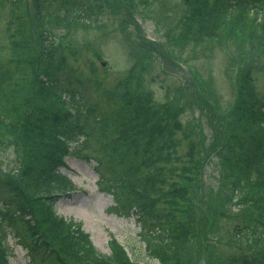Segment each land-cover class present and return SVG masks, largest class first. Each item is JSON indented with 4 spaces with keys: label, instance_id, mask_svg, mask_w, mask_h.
Returning <instances> with one entry per match:
<instances>
[{
    "label": "trees",
    "instance_id": "trees-1",
    "mask_svg": "<svg viewBox=\"0 0 264 264\" xmlns=\"http://www.w3.org/2000/svg\"><path fill=\"white\" fill-rule=\"evenodd\" d=\"M67 1L68 10L57 19L64 25L89 19L92 2H96ZM217 1L209 6L207 0H192L194 12L182 19L189 25L191 35L207 40L222 35L239 42L264 44V0ZM11 2L15 6L17 1ZM39 2L45 9L53 4V0ZM19 16L14 7L11 19L17 20ZM18 23L10 20L8 26L11 66H0V143L19 144L24 164L21 174L9 176L12 182H4L0 177V264L6 234L21 242L27 239L30 251L39 256L46 251L45 264H135L129 262L114 240L108 244L109 254L98 252L79 223L54 212L52 205L76 188L62 170L67 167L64 156L70 144L81 159L94 162L98 186L113 198L107 210L136 216L149 254L157 258V264H188L186 257L184 262V253L187 255L191 246L198 251L205 250V246L198 236L191 245L186 225L173 224L172 210L161 209L165 204L177 210L178 201L184 200L197 183L201 170L195 157L199 149L194 143L188 145L180 167L169 172V181L161 168L170 161L167 156L172 155L166 139L157 151L152 148H157L158 144L153 142L167 131V124H162L159 116L152 120L158 109L137 95H132L131 104L141 105L134 114L130 107L126 109L127 101L125 105L110 107L104 92L91 99L82 92L76 77L62 75L63 70L52 64L56 51L48 32L35 37ZM66 86L76 113L66 108L62 98L61 90ZM238 98L229 116L239 127L237 132L227 133L223 128L225 117L211 118L215 129L212 144L216 143L213 150L222 159L228 156L233 143L241 147L234 163L239 168L237 178L242 180L234 194L235 202L242 213H248L250 223L262 230L254 239L248 235L255 233L249 223H235L231 240L212 236L211 243L217 245L222 240L230 245L239 240L233 245L238 253L221 264L230 259V264H264V221L259 216L255 218L257 209L264 210V98L253 101L240 92ZM205 104L209 111L210 106ZM143 131L150 132V139H141ZM221 228L222 225L217 226L218 230ZM248 239L254 243L253 248Z\"/></svg>",
    "mask_w": 264,
    "mask_h": 264
},
{
    "label": "rangeland",
    "instance_id": "rangeland-1",
    "mask_svg": "<svg viewBox=\"0 0 264 264\" xmlns=\"http://www.w3.org/2000/svg\"><path fill=\"white\" fill-rule=\"evenodd\" d=\"M11 1L0 0V66L10 67L12 63L8 29L11 20L28 28L35 37L47 31L56 51L52 64L63 70L62 75L76 76L80 89L91 99L104 92L110 107L125 105L127 101L126 109L130 107L132 114L141 105L131 104L132 95L149 101L152 108L158 109L152 120L157 115L162 124H167L163 137L153 142L158 144L157 148L155 145L152 148L157 151L166 139L172 155L167 156L170 161L161 168L169 181L172 179L169 172L180 167L188 145L194 143L199 149L195 157L201 170L197 183L184 200L178 201L177 210L165 204L161 209L172 210L173 224L186 225L191 245L198 236L205 246V250L199 251L191 246L183 259L186 257L188 264H221L238 253L233 246L239 242L237 239L230 245L222 240L217 245L211 243L212 236L231 240L235 223L246 226L249 223L255 231L258 229L255 223H250L248 213H242L235 202L237 196L232 197V191L242 183L239 180L234 185L239 174L234 163L241 147L235 142L228 156L219 158L220 153L213 150L216 143L212 144L215 129L211 118L225 117L223 128L227 133H235L239 127L229 116L231 107L240 99L239 92L253 101L264 98V44L239 42L222 35L211 40L191 35L189 25L182 19L194 12L192 0H148L149 7L127 0H96L92 2L89 19L69 25L57 20L61 8L68 5L67 0H53L48 9L44 5L37 8L34 0H16L15 6ZM216 1L207 3L210 6ZM14 7L20 14L17 20L11 19ZM246 71L249 82L243 86ZM204 101L210 106L209 111ZM140 137L150 139V132L143 131ZM220 141L221 138L217 139V143ZM65 160L68 169L63 171L77 189L70 198L56 202L52 206L54 212L81 223L98 252L110 253L108 243L115 234L133 260L156 264L158 261L150 256L135 217L108 213L113 198L98 188L94 162L73 156ZM23 164L19 144L0 143V177L4 182H12L9 176L21 174ZM257 216L264 221V210L257 209ZM247 241L253 248L251 239ZM28 242L6 235L2 243L7 246L4 254L9 256L7 264H45L38 253L30 251Z\"/></svg>",
    "mask_w": 264,
    "mask_h": 264
}]
</instances>
